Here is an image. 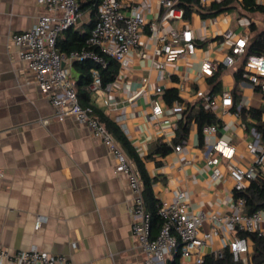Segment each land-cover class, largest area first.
<instances>
[{
  "label": "crops",
  "instance_id": "obj_1",
  "mask_svg": "<svg viewBox=\"0 0 264 264\" xmlns=\"http://www.w3.org/2000/svg\"><path fill=\"white\" fill-rule=\"evenodd\" d=\"M123 1L127 5L140 2L147 19L161 25L164 31L190 29L197 50L168 66L160 78L157 63L162 58L153 54L156 43L149 40L147 27L143 46L131 55L126 86L120 83L115 99L108 103L106 91H91L88 86L91 104L126 136L143 162L158 202L172 201L177 192L183 191L188 194L193 212L231 213L236 197L233 180L225 169L218 181L212 180L213 168L207 165L206 155L211 145L222 142L234 149L232 163L247 168L255 161L249 144L254 139L253 130L259 132V126L264 125V93L242 81L239 72L250 45L255 51L262 47L256 37L264 32V13L246 10L243 0H208L206 5L198 0V6L183 22L171 20L162 24L163 9L157 0ZM255 2L264 5V0ZM213 4H222L223 11L203 17L198 8L206 12ZM43 12L37 0H0V170L4 172L0 179V249L38 248L66 255L72 264H145L146 256L131 233L129 181L125 175L115 174L114 154L75 120L55 118L52 104L12 42L14 34L31 29ZM82 13L73 30L90 34L91 12ZM229 33L247 38L248 46L233 67H224L221 61L231 53L225 37ZM205 60L219 65L212 76L201 74ZM216 74L219 88H214L216 82H212ZM81 75L73 64V81L78 83ZM142 88L145 93L133 99ZM200 89L217 98L231 93L234 105L227 114L222 113L220 104L212 113V125L218 127L216 134L209 136L202 131L201 135L197 123L191 121L183 137L179 121L188 107L202 103L197 97ZM170 90H176L180 99L171 105L165 100ZM155 102L162 103L164 115L172 125L161 126L148 120ZM177 106L182 109L180 112L175 110ZM123 125L128 133L123 131ZM159 144L171 146L172 152L165 157L151 155ZM176 145H182L181 152L174 150ZM124 152L132 160L126 149ZM181 158L191 163L185 165ZM257 172L263 174L262 168ZM38 220L43 223L36 229ZM219 249L221 243L216 240L204 251L207 256ZM252 254L253 249L251 257ZM174 258L175 255L168 257L165 264ZM189 262L179 259V264Z\"/></svg>",
  "mask_w": 264,
  "mask_h": 264
},
{
  "label": "built area",
  "instance_id": "obj_2",
  "mask_svg": "<svg viewBox=\"0 0 264 264\" xmlns=\"http://www.w3.org/2000/svg\"><path fill=\"white\" fill-rule=\"evenodd\" d=\"M163 9L161 23L171 20L183 22L184 9L179 7L180 0H157ZM44 12L35 25L24 32L12 36V42L17 48L19 58L28 64L40 90L46 94L55 110V118L59 121L73 119L79 125L91 130L100 138L114 154L115 174H123L128 178L132 193V236L138 242L144 255L145 264H165L168 257L176 255L190 260L187 264H204L205 247L213 246L216 240L221 243V249L214 252L216 258H221L228 250L235 263L252 264V246L248 237L241 234L259 233L264 236V210L253 214L247 212V199L236 196L231 213L207 214L205 211L193 212L189 208L188 194L180 191L172 201L162 200L157 204V214L161 219V227L157 233L152 229V216L148 211L144 198V183L136 164L129 159L120 144L100 123L91 107H84L78 97L75 82L71 76V66L75 63L91 61L98 66L107 67L108 58L115 60L119 66L115 80L106 87L102 86L99 73L93 71L91 91L104 90L108 94L107 103L113 102L116 88L122 83L126 86L128 69L131 66V55L143 46L142 37L145 29L150 30V41H155L153 54L162 58L157 63L159 77L165 76L168 66H173L179 60L195 54L197 47L195 37L190 29H175L164 31L155 21H149L144 7L140 2L125 4L123 0H99L97 18L87 37L86 46L80 50L68 53L58 50L59 37L67 30L77 26L83 13L77 0H37ZM208 0H200L206 5ZM230 44V54L221 61L224 67H233L240 57L246 53L248 39L241 36L226 34ZM244 64V63H243ZM219 67L210 60L202 63L201 74L212 76ZM241 72V79L255 89L264 93V55H250ZM145 83L147 79L143 80ZM145 88L133 97L143 95ZM205 110L216 113L218 105L223 114H227L234 105L231 93H224L217 98L202 89L197 92ZM220 99V100H219ZM180 112V107L175 108ZM152 123L170 126L171 120L164 115L161 102H155L148 115ZM123 131L128 133L126 125ZM217 125L205 126L203 132L209 136L216 134ZM253 140L249 149L255 155V161L247 168L232 163L234 149L222 142L210 146L206 155L208 166L213 168L211 178L218 181L224 169L233 180L234 193H243L249 184L257 178V169L262 168L264 174V145L261 134L253 130ZM176 152L182 151V145L174 147ZM185 165L191 162L181 158ZM4 172L0 170V179ZM43 220H38L35 228L41 227ZM205 225H209L205 228ZM0 264H72L66 255L51 254L38 248L30 250L0 249Z\"/></svg>",
  "mask_w": 264,
  "mask_h": 264
},
{
  "label": "trees",
  "instance_id": "obj_3",
  "mask_svg": "<svg viewBox=\"0 0 264 264\" xmlns=\"http://www.w3.org/2000/svg\"><path fill=\"white\" fill-rule=\"evenodd\" d=\"M80 5V11H90L92 18L90 21V28L94 26L95 19L97 16V7L99 0H77ZM237 0H231L230 2H234ZM198 0H180L179 7L184 9V18H189L193 9L198 6ZM229 3L226 2L224 5L226 6ZM243 4L246 10L250 12H261L264 13V5H258L255 0H243ZM199 12L203 17L215 16L220 11H223L222 4H213L206 12H203L198 8ZM67 34L66 37H59L58 40V50L60 52H70L72 50H80L86 46V40L89 35L88 32L82 33L80 31H74L73 28L65 31ZM256 42L261 44V48L259 51L253 50V45H250L249 50L246 55L245 62L247 58L252 54L264 55V32H261L256 37ZM108 65L107 67L98 66L96 63L91 61L75 63L76 67L81 72V78L78 83H75L77 88V93L81 104L84 107H91L93 109L94 114L98 117L100 123H102L108 132L113 136V138L120 144L122 149H126L132 161L136 164L138 169L140 170L141 177L144 183V197L147 204V209L151 213L152 216V229L154 232L159 231L161 227V219L157 214V204L158 201L155 199L152 182L147 177L143 162L133 150L132 146L128 142L126 136L123 134L121 129L114 123L109 117H107L103 111L98 109L97 107L91 104V96L90 92L86 90L88 86H90L93 82V71L96 70L99 73V76L102 81V86L106 87L108 84L112 83L117 74L119 66L117 62L111 58L107 59ZM241 72H239V76ZM218 74L212 78V82H216V86L214 88H219L220 84L218 82ZM241 78V77H240ZM80 85V87H78ZM85 86L84 88H82ZM165 100L168 104H172L174 101H180L177 96L176 90H170L165 94ZM188 113V114H187ZM186 115V116H185ZM214 115L212 112H209L204 109L201 101L195 106L188 107V110L184 112V118L179 121V128L182 136L184 137L189 130V123L191 121H195L198 125V129L200 134L202 135V131L205 126L212 125L214 123ZM259 132L261 134V138L264 140V125L259 126ZM123 150V151H124ZM172 152L171 146L167 144H159L154 152L151 155H159L165 157ZM236 196H244L247 199V212L249 214H253L259 210H264V174L258 173L257 178L252 181L247 190L243 193H237ZM242 236L248 237L251 242V246L253 249L252 254V264H264V236L259 233H251V234H241ZM180 259V250L175 255V258L169 264H179ZM204 264H238L235 263L232 259V256L228 250H225L221 258H216L214 255H207L205 257Z\"/></svg>",
  "mask_w": 264,
  "mask_h": 264
},
{
  "label": "rangeland",
  "instance_id": "obj_4",
  "mask_svg": "<svg viewBox=\"0 0 264 264\" xmlns=\"http://www.w3.org/2000/svg\"><path fill=\"white\" fill-rule=\"evenodd\" d=\"M74 72H76V71H74Z\"/></svg>",
  "mask_w": 264,
  "mask_h": 264
}]
</instances>
